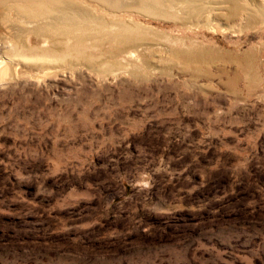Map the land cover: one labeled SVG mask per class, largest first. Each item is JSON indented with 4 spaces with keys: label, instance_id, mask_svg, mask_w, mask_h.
Masks as SVG:
<instances>
[{
    "label": "rangeland",
    "instance_id": "obj_1",
    "mask_svg": "<svg viewBox=\"0 0 264 264\" xmlns=\"http://www.w3.org/2000/svg\"><path fill=\"white\" fill-rule=\"evenodd\" d=\"M174 2L114 69L0 21V264H264V0Z\"/></svg>",
    "mask_w": 264,
    "mask_h": 264
},
{
    "label": "bare ground",
    "instance_id": "obj_2",
    "mask_svg": "<svg viewBox=\"0 0 264 264\" xmlns=\"http://www.w3.org/2000/svg\"><path fill=\"white\" fill-rule=\"evenodd\" d=\"M174 1L193 3L198 0H173L171 3L168 0H132L131 7L176 18ZM226 1L236 6V13L244 6L242 0ZM123 14L125 0H0V21L12 26H29L34 34L49 44L46 56H70L72 60L68 62L82 59L95 65L99 62L96 56L98 48L108 56L105 60L109 63L108 69L117 66L113 64L116 55L138 50L144 45L141 27L125 23L120 16ZM20 74L16 69L15 77ZM13 76L11 64L0 56V83Z\"/></svg>",
    "mask_w": 264,
    "mask_h": 264
}]
</instances>
